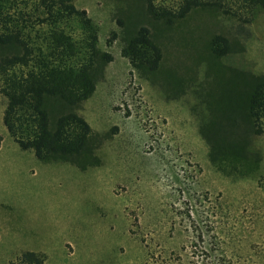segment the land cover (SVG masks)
Masks as SVG:
<instances>
[{
	"label": "rangeland",
	"instance_id": "1",
	"mask_svg": "<svg viewBox=\"0 0 264 264\" xmlns=\"http://www.w3.org/2000/svg\"><path fill=\"white\" fill-rule=\"evenodd\" d=\"M153 1L158 10L180 4ZM77 5L113 56L83 106L96 159L86 167L42 160L8 135L0 151V264L25 250L45 254V264H246L236 248L264 228V135L253 138L259 162L235 172L211 160L202 131L222 94L217 87L230 91L232 75L264 72V8L250 21L199 7L170 22L147 15L146 0ZM142 25L160 49L155 69L123 55ZM218 36L229 48L221 42L214 53ZM3 105L0 94L2 127Z\"/></svg>",
	"mask_w": 264,
	"mask_h": 264
},
{
	"label": "trees",
	"instance_id": "2",
	"mask_svg": "<svg viewBox=\"0 0 264 264\" xmlns=\"http://www.w3.org/2000/svg\"><path fill=\"white\" fill-rule=\"evenodd\" d=\"M199 7L250 21L257 9L264 8V0H180L174 11L158 10L153 0H146L145 11L158 20L172 22ZM218 37L211 43L214 53L223 51L221 42L229 48L228 39ZM98 41L97 25L77 0H0L3 122L20 147L32 149L39 159L66 160L81 167L94 163L97 135L83 114V106L113 59ZM123 55L134 67L149 69H155L161 59L150 29L143 25L128 36ZM235 75L227 83L230 91L228 87L216 88L222 94L216 96L211 121L202 132L211 160L222 169L241 172L248 163L261 159L253 138L264 135V72L248 70L240 78ZM214 105L219 106L215 109ZM240 244L236 249L246 251V264H264V259H259L264 258V228L256 239ZM221 259L205 264H241ZM45 262L42 252L25 250L5 264Z\"/></svg>",
	"mask_w": 264,
	"mask_h": 264
},
{
	"label": "crops",
	"instance_id": "3",
	"mask_svg": "<svg viewBox=\"0 0 264 264\" xmlns=\"http://www.w3.org/2000/svg\"><path fill=\"white\" fill-rule=\"evenodd\" d=\"M4 107H5V105H3V108H2V121H3V112H4ZM1 121V120H0ZM0 135L1 136H3L2 137V139H1V141H0V151L2 150V146H4L5 145V142H6V140L8 139V135H9V133L7 132V129H6V127L4 126V127H2V126H0ZM11 137V136H10Z\"/></svg>",
	"mask_w": 264,
	"mask_h": 264
}]
</instances>
